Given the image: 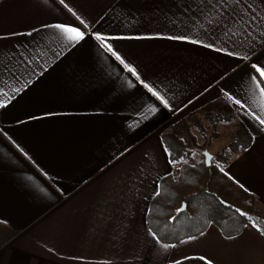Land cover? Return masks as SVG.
Wrapping results in <instances>:
<instances>
[{"label": "crops", "instance_id": "0c3cea01", "mask_svg": "<svg viewBox=\"0 0 264 264\" xmlns=\"http://www.w3.org/2000/svg\"><path fill=\"white\" fill-rule=\"evenodd\" d=\"M262 72L264 0H0V264H264L256 226L202 250L148 222L162 135L213 102L253 136L225 171L264 205Z\"/></svg>", "mask_w": 264, "mask_h": 264}, {"label": "trees", "instance_id": "16d2710c", "mask_svg": "<svg viewBox=\"0 0 264 264\" xmlns=\"http://www.w3.org/2000/svg\"><path fill=\"white\" fill-rule=\"evenodd\" d=\"M203 110L206 119L212 122V131H216L219 123L234 119L232 108L218 102L208 104ZM162 136L169 159L179 166V172L162 178L159 192L150 205L148 222L161 241L178 243L203 233L211 224L217 225L225 236L239 235L262 218L258 197L225 171L233 156L252 144L253 136L244 124H240L235 138L213 155L210 165L204 152L201 153L202 148L208 149L206 144H199L185 120L174 124ZM184 203L186 208L180 211Z\"/></svg>", "mask_w": 264, "mask_h": 264}, {"label": "rangeland", "instance_id": "374dc122", "mask_svg": "<svg viewBox=\"0 0 264 264\" xmlns=\"http://www.w3.org/2000/svg\"><path fill=\"white\" fill-rule=\"evenodd\" d=\"M234 119L229 121V122H221L219 125L215 128L216 131H212L213 125L211 124L212 122L209 123V120L206 119L204 110L202 109L201 111H194L191 115L188 116V118L185 120L188 123L189 128L191 131L198 137V142L199 144H206V147L208 148L207 150L202 148V152L198 150V152L203 153L205 155V151H208L212 154V156L223 146H225L227 143L231 142L232 139L235 138L237 130L240 126V120L239 118H236V116H233ZM210 126V128L208 127ZM200 129L204 130L205 133H202ZM214 132V133H213ZM201 150V148H200ZM196 153L195 158L198 160L200 158L199 153ZM206 160V159H205ZM179 166H177L178 169ZM179 172V170H177ZM259 200V199H258ZM259 210L261 212V217L255 220L254 226L258 228V232L262 235L263 240H264V205L259 202ZM215 225V224H211ZM234 235V236H229L227 244L230 246H236L238 238L242 239V243L246 241V239L243 238V235ZM245 238L246 235H245ZM232 240V241H230ZM184 240L179 241L180 244H183L181 246H188L195 248L196 246L200 247L202 250H205L208 248L209 241L206 239H196L192 240L188 243H185ZM240 241V240H239ZM251 263L255 264H261L259 256L254 257L251 259ZM227 263V262H226ZM232 264V263H231Z\"/></svg>", "mask_w": 264, "mask_h": 264}, {"label": "snow or ice", "instance_id": "6c2138e0", "mask_svg": "<svg viewBox=\"0 0 264 264\" xmlns=\"http://www.w3.org/2000/svg\"><path fill=\"white\" fill-rule=\"evenodd\" d=\"M225 2H227V0H225ZM56 28L60 29L64 34H66V37L69 41H79L84 37V33L82 31H80L79 29L76 28H72V27H67L64 25H56ZM176 39H187L186 37H175ZM196 42V41H193ZM209 47H211V45H209ZM109 51H111V46H108ZM117 59H120L119 56H117ZM123 63V61H121ZM125 67H128V65H125ZM130 71H132L135 74V69H129ZM262 76H264V72L261 73ZM147 87V85H145ZM149 91H152L151 88H149ZM261 92L264 93V89H261ZM156 94V93H154ZM162 99V97H161ZM237 103H239V101H237ZM259 119V118H258ZM262 125H264V119H260L259 121ZM189 239H193L192 237H190ZM201 259H204L203 257H201ZM208 264H211V261L208 262Z\"/></svg>", "mask_w": 264, "mask_h": 264}, {"label": "water", "instance_id": "95a60500", "mask_svg": "<svg viewBox=\"0 0 264 264\" xmlns=\"http://www.w3.org/2000/svg\"><path fill=\"white\" fill-rule=\"evenodd\" d=\"M205 157H206V162H207V164L210 165V164H211V160H212V158H213L212 154H211L210 152H208V151H205ZM185 208H186V203H184V204L181 206L180 211L185 210Z\"/></svg>", "mask_w": 264, "mask_h": 264}]
</instances>
